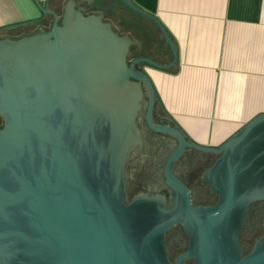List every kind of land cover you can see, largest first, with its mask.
I'll use <instances>...</instances> for the list:
<instances>
[{
	"label": "water",
	"instance_id": "95a60500",
	"mask_svg": "<svg viewBox=\"0 0 264 264\" xmlns=\"http://www.w3.org/2000/svg\"><path fill=\"white\" fill-rule=\"evenodd\" d=\"M76 1L66 4L61 26L38 4L55 19L50 31L0 40V264H172L165 237L177 226L189 241L173 264H264V236L244 257L240 241L254 205L264 202V115L219 148L198 146L177 126L155 125L156 91L137 67L177 66L166 30L117 0L157 27L173 59L128 64L130 48L141 44L102 17L83 16ZM142 117L178 145L163 171L170 206L154 194L128 202ZM192 150L219 156L202 176L218 197L214 206L193 205L173 173Z\"/></svg>",
	"mask_w": 264,
	"mask_h": 264
},
{
	"label": "crops",
	"instance_id": "0c3cea01",
	"mask_svg": "<svg viewBox=\"0 0 264 264\" xmlns=\"http://www.w3.org/2000/svg\"><path fill=\"white\" fill-rule=\"evenodd\" d=\"M63 1L0 0V40L36 30L47 17L38 4L51 10ZM129 1L157 19L175 46L177 66L152 81L190 141L219 148L264 115V0ZM135 21L128 22L134 34ZM160 55L164 64L172 58L169 48Z\"/></svg>",
	"mask_w": 264,
	"mask_h": 264
},
{
	"label": "flooded vegetation",
	"instance_id": "af4514ba",
	"mask_svg": "<svg viewBox=\"0 0 264 264\" xmlns=\"http://www.w3.org/2000/svg\"><path fill=\"white\" fill-rule=\"evenodd\" d=\"M68 1L69 0H64L62 3L57 4L51 10H49L58 18V26L62 25L64 9ZM76 9L81 10L82 15L85 17H102L104 23L109 24L117 35L127 36L132 41L137 42L133 37L134 32L131 30V26L133 25L134 27L135 24L123 21L118 17L119 12L127 9L124 8V6H122V4L117 0H85L84 2L77 0ZM45 18L39 21L40 26H37L36 30L25 31L23 37L37 33L39 30H44L45 32L50 31L55 23V19L53 17ZM138 43L141 44L140 49L137 47L130 48L128 64H131L136 59L145 58L143 55L144 47L141 42ZM167 47H164L163 50L165 51L162 50L154 52V59L151 61L162 66L170 65L173 59L171 58L168 64H164V57L160 55V52L168 53ZM148 67L149 66L146 65H139L137 69L146 74L150 79L149 74L147 73ZM150 80L152 82V79ZM144 114H146V110ZM152 120L154 124L159 127L173 129L175 126H177L163 107L157 93ZM137 124L144 140L142 151L139 154L133 155V158L128 166V202H131L134 197L139 195L154 194L163 197L167 201L168 206H170L172 194L165 186L163 171L169 157L178 147L177 142L168 136L153 132L147 125L144 117L140 118ZM218 158L219 156L212 154H201L192 150L186 151L183 157L175 165L173 173L188 188L193 205L208 207L214 206L217 203L218 197L212 195L209 188L203 186L202 176L206 171L215 165ZM257 228L262 230L263 235L259 239L255 240L251 250L246 252L244 243L245 234L248 233V235L251 236V233ZM263 236L264 202H260L254 205L249 226L245 228L240 235L242 256L244 257L250 254L256 242L259 241ZM188 241V237L185 235L183 229L180 226L175 227L166 235L165 242L170 263L173 264L180 255L186 252ZM186 264H193V262L189 261Z\"/></svg>",
	"mask_w": 264,
	"mask_h": 264
},
{
	"label": "rangeland",
	"instance_id": "374dc122",
	"mask_svg": "<svg viewBox=\"0 0 264 264\" xmlns=\"http://www.w3.org/2000/svg\"><path fill=\"white\" fill-rule=\"evenodd\" d=\"M132 17H131V16ZM129 10H124L119 12L118 17L123 20L130 22L132 20H135V22H138L137 32L134 34V38H136L138 41H140L144 47L143 55L146 59L153 60L154 59V52L160 51L163 49L166 45V42L164 38L162 37L160 31L157 29V27L150 21L144 19L143 17L139 15H134ZM134 17V18H133ZM36 32V31H35ZM12 40L19 39L23 36H19L17 38L16 36H9ZM135 39V40H136ZM151 70V71H150ZM153 70V72H152ZM147 73L149 74L150 79L152 80H158L159 77L155 76L157 74H163L164 72L157 71L151 67H148ZM152 76V77H151ZM154 82L152 81V84ZM154 86V84H153ZM155 89V86H154ZM156 91V89H155ZM2 128V121L0 120V129ZM263 235V232L261 229L257 228L252 233L251 236L248 235V233L245 234V247L246 252H249L251 250V247L253 246V243L255 240L259 239ZM175 249V248H173Z\"/></svg>",
	"mask_w": 264,
	"mask_h": 264
}]
</instances>
